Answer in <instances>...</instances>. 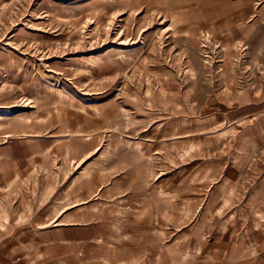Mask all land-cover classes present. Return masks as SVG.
<instances>
[{
	"label": "rangeland",
	"instance_id": "374dc122",
	"mask_svg": "<svg viewBox=\"0 0 264 264\" xmlns=\"http://www.w3.org/2000/svg\"><path fill=\"white\" fill-rule=\"evenodd\" d=\"M0 49L25 97L14 125L56 150L8 187L2 220L89 163L118 179L126 158L140 198H109L151 221L144 264L264 261V0H5ZM85 130L90 152L62 136Z\"/></svg>",
	"mask_w": 264,
	"mask_h": 264
},
{
	"label": "crops",
	"instance_id": "0c3cea01",
	"mask_svg": "<svg viewBox=\"0 0 264 264\" xmlns=\"http://www.w3.org/2000/svg\"><path fill=\"white\" fill-rule=\"evenodd\" d=\"M4 1L0 0V6ZM4 37L10 40L12 36ZM4 72L7 73V68ZM11 86L6 76L0 77V202H6V191L20 174L30 169L39 172L51 169L44 156L56 151L51 141L34 139L27 121L26 126L14 125L13 111L18 103L25 102V97L22 92L13 97ZM54 109L53 116L58 115L59 109ZM54 118L47 134L59 138V120ZM69 132L62 136L81 138L86 152L94 149L90 138L99 137L88 130ZM122 152L132 153L129 149ZM135 161L125 158L119 163L118 179L110 168L89 163L86 165L89 167H84L90 170L89 177L81 171L74 177L70 174L54 179L51 196L47 192V196L42 193L41 197H31L29 206L17 211L6 204V219L0 218V264H126L128 253L133 264H144L140 238L142 232L151 231V221L136 205L132 204V209H115L110 203L113 199L109 198L117 191L128 201L140 198L138 193L136 196L140 179ZM123 233L126 234L122 237ZM126 236L132 241L127 242ZM262 259L252 257L251 262L264 264Z\"/></svg>",
	"mask_w": 264,
	"mask_h": 264
}]
</instances>
